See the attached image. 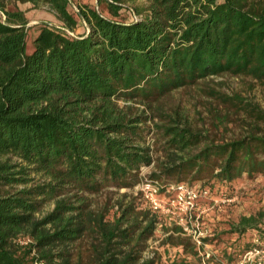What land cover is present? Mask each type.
<instances>
[{"label":"trees","instance_id":"16d2710c","mask_svg":"<svg viewBox=\"0 0 264 264\" xmlns=\"http://www.w3.org/2000/svg\"><path fill=\"white\" fill-rule=\"evenodd\" d=\"M18 1L47 5L62 26L39 25L27 53V18L0 0V264H162L157 251L141 256L160 224L157 212L120 201L110 218L84 194L134 187L151 165L147 177L160 183L159 194L200 182V192L231 196L240 180L264 177V110L239 95L207 92L246 115L245 134L227 142L146 115L208 78L248 76L264 85V0ZM227 120L213 114L218 125ZM150 134L161 152L156 162ZM30 172L48 182L12 190ZM263 218L264 211L241 216L202 238L200 249L214 250V264H235L264 248ZM164 231L165 254L177 251L165 264L199 263L181 227ZM224 235L232 237L221 248Z\"/></svg>","mask_w":264,"mask_h":264},{"label":"rangeland","instance_id":"374dc122","mask_svg":"<svg viewBox=\"0 0 264 264\" xmlns=\"http://www.w3.org/2000/svg\"><path fill=\"white\" fill-rule=\"evenodd\" d=\"M74 6L77 4H95L96 0H72ZM6 10H18L24 13L28 20L27 27L30 29L28 37V46L26 52L31 51L30 41L37 35V27L41 24L52 26H62L61 21L57 19L53 11L47 5L34 7L29 2H20L18 0H4ZM209 89H214L218 93L226 96L239 95L245 101L258 105L264 110V85L248 76H231L228 74L208 78L200 81L198 85L179 89L172 92L169 96L162 99L156 109H147L146 115L154 117L155 123L164 122L168 119H174L183 125L190 127L193 131L201 132L203 136L208 137L216 142H227L245 134L244 120L245 114L242 111L230 104H225L218 99L209 97L207 92ZM130 105L136 113L143 110L142 106L130 103H120L122 106ZM220 112L228 114V120L223 125H218L213 121V114ZM148 125L152 129L151 121ZM259 127L264 131V123H260ZM150 134L147 137L148 147L151 150L152 157L156 162L157 157L161 156L159 143L155 142ZM13 164H19L20 161L14 157L10 158ZM154 169V166L144 167L141 169V180L143 176H148ZM17 170V168H16ZM25 183H19L12 187V190H18L24 186L30 187L33 185L43 184L48 182V179L39 173L30 172ZM140 183V182H139ZM131 188H115L112 186L105 187L94 194H84L87 203L91 208H100L107 206L110 210V218L112 213L117 210V202L126 203L133 200L140 207H145L147 204L143 199L138 185ZM200 182L195 183L193 187L198 188ZM233 195L228 196L225 192H219L216 195L206 197L200 196L196 200L195 210L191 214V219H184L182 223L185 225L188 222V230L190 234H199L204 231L207 236L213 233L228 231L230 225L236 223L241 216L255 215L258 212L264 211V177L258 176L253 180H240ZM216 201L219 203L217 204ZM221 201V202H220ZM111 207V208H110ZM53 208V201L45 202L36 212L38 218L44 216ZM173 211H161L159 214L160 224L151 238L146 241V246L141 252L142 257L151 256L154 251L160 254V262L167 263L168 258H173L176 254V248H169L165 254V246L162 244V239L166 236L164 228L179 226L178 218ZM264 227V218L262 220ZM188 236V235H187ZM232 236H226L221 240V248L226 246ZM22 242V240H20ZM88 240L81 242L82 250L88 248ZM80 243V242H79ZM76 243V244H79ZM77 247L79 245H76ZM205 253H209L205 257ZM215 253L212 248L200 249L198 251V264H214L211 261V254ZM209 260V262H208ZM236 264V263H235Z\"/></svg>","mask_w":264,"mask_h":264},{"label":"built area","instance_id":"2783aa9c","mask_svg":"<svg viewBox=\"0 0 264 264\" xmlns=\"http://www.w3.org/2000/svg\"><path fill=\"white\" fill-rule=\"evenodd\" d=\"M143 168H140V175ZM138 189L153 212L173 211V214L175 212L182 231L191 238V241L199 251L202 244L201 239L207 236V232L204 231L203 234L202 232L190 234L187 227L188 222L186 221L184 225L182 221L184 222V219L188 221L191 219L197 198L200 196L206 197L207 192H200L198 188L188 186L187 184H177L167 187L163 194H159L161 189L160 183L149 179L147 176L142 177ZM216 203L218 204L219 202L216 201ZM25 243L26 241L24 240L21 242V244ZM204 255L208 257L209 253H205ZM236 264H264V248L253 247L240 256Z\"/></svg>","mask_w":264,"mask_h":264},{"label":"water","instance_id":"95a60500","mask_svg":"<svg viewBox=\"0 0 264 264\" xmlns=\"http://www.w3.org/2000/svg\"><path fill=\"white\" fill-rule=\"evenodd\" d=\"M96 5H97V0H96Z\"/></svg>","mask_w":264,"mask_h":264}]
</instances>
